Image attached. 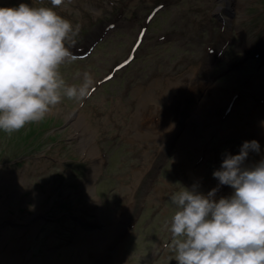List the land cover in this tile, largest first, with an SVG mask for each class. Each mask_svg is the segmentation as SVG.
Here are the masks:
<instances>
[{"label": "rangeland", "instance_id": "obj_1", "mask_svg": "<svg viewBox=\"0 0 264 264\" xmlns=\"http://www.w3.org/2000/svg\"><path fill=\"white\" fill-rule=\"evenodd\" d=\"M20 3L52 7H0ZM54 10L79 25L62 76L79 85L87 72L93 86L82 102L64 98L44 120L0 131V264H177L171 196L194 185L233 194L212 174L250 139L238 116L247 100L264 102V0H64ZM157 112L164 122L148 115Z\"/></svg>", "mask_w": 264, "mask_h": 264}, {"label": "clouds", "instance_id": "obj_2", "mask_svg": "<svg viewBox=\"0 0 264 264\" xmlns=\"http://www.w3.org/2000/svg\"><path fill=\"white\" fill-rule=\"evenodd\" d=\"M63 2L0 7V131L11 135L44 120L64 98L82 102L89 95V73L77 85L60 70L74 60L66 42L79 32L54 10ZM250 152H260L257 140L244 141L238 154L225 153L212 174L232 195L217 200V188L205 195L194 185L171 196L167 247L177 264H264V159L245 167Z\"/></svg>", "mask_w": 264, "mask_h": 264}, {"label": "bare ground", "instance_id": "obj_3", "mask_svg": "<svg viewBox=\"0 0 264 264\" xmlns=\"http://www.w3.org/2000/svg\"><path fill=\"white\" fill-rule=\"evenodd\" d=\"M230 3L227 4V7H224V12L227 13V15H230L232 12V9L230 7ZM242 2L238 3V6L241 7ZM219 9H222V7H220ZM75 43V42H74ZM76 44V43H75ZM77 45V44H76ZM163 89H165L163 87ZM213 87L210 86L209 87V92H208V96L206 99H204V104L203 107H206V105H208L212 99L213 96V92L210 91L212 90ZM177 93H179L177 96H174V98L176 97H181V92L178 91ZM246 112H243V110L240 111V114H238L239 119L242 122V125L245 126V128H247V136L248 138H250L247 141L250 140H257L260 141L262 144V146L264 145V125L261 124L262 121H264V102L260 103L256 102L253 98H249L246 102V106L244 107ZM161 113L157 112L156 114H150L148 113V115L150 116H156L157 118H159L161 121H165L167 118V115L164 117ZM244 123V124H243ZM253 159V163H258L261 159H264V149L261 148L259 153H255L252 157ZM22 179V178H21Z\"/></svg>", "mask_w": 264, "mask_h": 264}, {"label": "water", "instance_id": "obj_4", "mask_svg": "<svg viewBox=\"0 0 264 264\" xmlns=\"http://www.w3.org/2000/svg\"><path fill=\"white\" fill-rule=\"evenodd\" d=\"M134 220V219H133Z\"/></svg>", "mask_w": 264, "mask_h": 264}]
</instances>
